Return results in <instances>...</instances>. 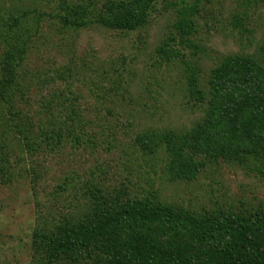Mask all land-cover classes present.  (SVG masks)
Masks as SVG:
<instances>
[{
  "label": "rangeland",
  "instance_id": "rangeland-1",
  "mask_svg": "<svg viewBox=\"0 0 264 264\" xmlns=\"http://www.w3.org/2000/svg\"><path fill=\"white\" fill-rule=\"evenodd\" d=\"M110 1L0 0L1 26L25 17L14 34L0 28V81L11 68L17 76L0 100V148L10 176L0 184V264H35V227L51 229L63 217L85 213L82 186L92 175L105 193L126 191L130 200L153 190L197 212L264 208L258 159L208 164L194 181L172 182L161 175V155L143 154L139 144L145 135L185 134L201 123L207 82L224 57L264 63V3L156 0L145 27L127 33L61 22L75 10L109 17ZM178 23L191 32L182 39ZM164 47L167 54L159 52ZM72 113L80 116L79 127L62 121ZM51 120L54 127L64 123L57 148L41 143ZM67 130L76 131L69 136ZM76 137L88 143L79 146Z\"/></svg>",
  "mask_w": 264,
  "mask_h": 264
},
{
  "label": "trees",
  "instance_id": "trees-1",
  "mask_svg": "<svg viewBox=\"0 0 264 264\" xmlns=\"http://www.w3.org/2000/svg\"><path fill=\"white\" fill-rule=\"evenodd\" d=\"M155 1L113 0L107 12L111 17L81 15L75 10L72 18L64 16L61 22L76 30L96 25L110 31L133 32L145 27ZM114 9L123 14L113 13ZM24 18L7 19L0 28L14 34ZM182 26L178 23L176 27L180 39L191 33L182 32ZM26 52L27 44L23 43L19 54L24 56ZM159 52L167 54L166 47ZM16 80L11 68L0 81V100L13 91ZM195 86L192 83L191 90ZM205 95L201 123L185 134L167 130L143 136L139 142L142 153L161 155V175L172 182H192L205 165L244 163L249 157L261 161L256 170L264 180L263 61L253 56L224 57L211 72ZM72 114V119L68 115L62 121L70 119L74 127H79L80 116ZM51 124L52 120L41 135V143L57 148L65 134L64 123L57 127ZM67 131L71 136L76 130ZM23 136L26 138L25 133ZM28 141L33 139L28 136ZM74 142L79 146L88 143L78 137ZM41 143L35 141L36 146ZM2 150L0 184L10 180L7 152L1 154ZM67 181L59 187L61 191L69 186ZM82 187L80 200L85 213L76 215V211L63 217L51 229L35 227V264H264L263 207L253 212H197L163 201L160 193L153 190L130 200L126 191L119 197L105 193L94 175Z\"/></svg>",
  "mask_w": 264,
  "mask_h": 264
}]
</instances>
